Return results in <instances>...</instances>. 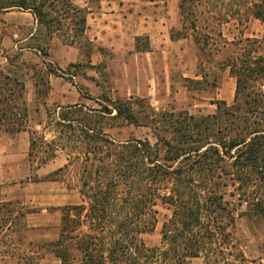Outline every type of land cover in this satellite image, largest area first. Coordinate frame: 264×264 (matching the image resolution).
Returning <instances> with one entry per match:
<instances>
[{
	"label": "rangeland",
	"instance_id": "rangeland-1",
	"mask_svg": "<svg viewBox=\"0 0 264 264\" xmlns=\"http://www.w3.org/2000/svg\"><path fill=\"white\" fill-rule=\"evenodd\" d=\"M72 1L87 11V28L79 45L71 46L82 59L64 68L54 61L52 41L44 45L29 37L34 29L31 23L0 22V70L25 85L17 103L26 110L27 126L19 133L0 129V264H23L20 257L31 255L43 242L56 240L61 208L82 201L79 165L64 169L76 149L68 143L63 145L67 136L58 132L61 108L78 105L72 111L90 115L97 130L100 124L113 125L105 131L116 141L137 138L154 144L157 138L151 128L153 123L159 134L178 140V135L170 134L169 123L186 116L201 119L213 115L219 101L233 105L236 80L224 65L228 57L242 55L244 48L264 57V23L252 16L255 4L264 0H202L198 4L192 0L184 11L180 7L182 0ZM106 25L107 42H115L116 46L100 45L94 39L98 32L107 31ZM172 33L186 34L181 47L175 43L181 39L171 42ZM247 38L254 43H246ZM152 42L160 46L148 52ZM38 45L45 46L44 50H34ZM250 86H262L264 90L262 81ZM249 90L251 96L256 92ZM116 102L132 108L133 124L95 113L103 106L112 108ZM83 112L73 114L74 119L82 117ZM246 117L252 122L248 126L256 122L264 127L263 109L256 116ZM33 132L40 139L57 141L55 158L43 163L51 155L49 150L38 153L36 160L30 158ZM212 133L210 126H203L198 138L210 142L219 139V133ZM228 169L225 162L221 163L215 176L219 174L220 181L228 183L226 197L234 208L233 204L239 203L238 184L230 180ZM199 183L202 188L206 184L203 178ZM157 209L156 229L144 236L150 246L160 244L162 226L172 216L169 205L160 202ZM245 209L243 206L237 212ZM237 240L247 257L261 259L264 264V220L237 215ZM39 264L61 262L53 253H46ZM190 264L205 263L198 257Z\"/></svg>",
	"mask_w": 264,
	"mask_h": 264
},
{
	"label": "trees",
	"instance_id": "trees-1",
	"mask_svg": "<svg viewBox=\"0 0 264 264\" xmlns=\"http://www.w3.org/2000/svg\"><path fill=\"white\" fill-rule=\"evenodd\" d=\"M190 2L182 0V11ZM255 8L252 16L264 23V2ZM11 9L33 14L38 24L33 37L44 45L57 36L63 44L73 46L86 32L87 11L72 0H0V12ZM171 38H186V34L172 33ZM254 41L245 40L248 44ZM44 47L37 46L39 51ZM253 54L244 48L242 55L224 61L236 79L233 105L219 101L213 115L201 119L186 116L169 123L170 134L178 135V140L159 134L153 123L154 144L137 138L116 141L105 131L113 125L100 124L97 130L90 115L72 111L78 105L61 108L58 132L67 136L63 145L76 149L64 169L79 165L82 201L61 208L58 238L20 257L23 264H39L46 253H53L61 264H190L198 257L205 264H262L261 259L247 257L237 240V215L264 220V127L256 122L248 126L252 122L246 117L264 110L262 86H250L259 81L264 84V57ZM24 88L18 78L0 70V129L26 130V110L17 103ZM249 88L256 89L253 96L248 95ZM82 112V117L74 119L73 114ZM95 113L123 118L127 124L135 119L131 107L117 102ZM203 126L219 133V139L198 138ZM35 134L30 158L36 160L38 153L48 150L51 155L43 163L55 158L57 141L48 142ZM224 162L230 180L238 184L239 203L234 208L226 197L228 183L220 181L219 174L215 176ZM200 178L206 182L203 188ZM160 202L171 207L172 216L162 226L160 244L150 246L144 236L156 229ZM243 206L245 211L237 212Z\"/></svg>",
	"mask_w": 264,
	"mask_h": 264
},
{
	"label": "crops",
	"instance_id": "crops-1",
	"mask_svg": "<svg viewBox=\"0 0 264 264\" xmlns=\"http://www.w3.org/2000/svg\"><path fill=\"white\" fill-rule=\"evenodd\" d=\"M90 15H91V13H90ZM99 16H97L96 19H99ZM1 21H8V22L9 21H16L18 24L31 23L34 26L33 31L29 35V37H31V38L35 35V33L37 32V29H38L37 21H36V19L32 13L20 11L17 9H11L9 11L0 12V22ZM98 24L100 25V23H98ZM89 25L90 24H88V26ZM104 29L107 30L105 33L104 32H98L97 37L94 36V39L96 40V42H98L100 45H104V46H109V47L116 46L115 42L114 43H108L107 42L108 26L106 25ZM184 39L185 38H182L181 40L175 42L177 44L176 46L181 47L180 43H181V41H184ZM173 40L174 39L171 38V42H173ZM51 41H52V43H54L51 50H53V49L56 50L55 52L52 51V56L54 57L55 63H57L59 65V67L64 68L65 66L70 65L72 63H75L78 60L82 59L80 52L76 51V49L74 47L63 44L57 36H54L50 40V42ZM158 46H160V44L156 45V44H154V42H152L151 46H150L151 48L148 52H151V49L157 50ZM37 49L38 48H34V50H37ZM3 59H4V61H8L7 57H3ZM98 60H99V58H98ZM192 60H193V58H192ZM54 77H56V79H57L59 76H54ZM168 78H170V77L168 76ZM235 92H236V89H235Z\"/></svg>",
	"mask_w": 264,
	"mask_h": 264
}]
</instances>
